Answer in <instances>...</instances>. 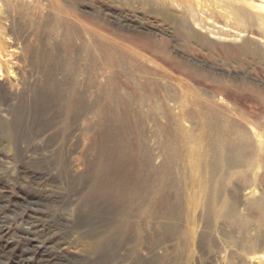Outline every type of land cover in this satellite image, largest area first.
<instances>
[{"label":"rangeland","instance_id":"rangeland-1","mask_svg":"<svg viewBox=\"0 0 264 264\" xmlns=\"http://www.w3.org/2000/svg\"><path fill=\"white\" fill-rule=\"evenodd\" d=\"M0 48V264H264V0H0Z\"/></svg>","mask_w":264,"mask_h":264},{"label":"bare ground","instance_id":"bare-ground-1","mask_svg":"<svg viewBox=\"0 0 264 264\" xmlns=\"http://www.w3.org/2000/svg\"><path fill=\"white\" fill-rule=\"evenodd\" d=\"M261 9H263V8H261ZM244 15H242V17H243ZM244 19H246L247 20V18L245 17ZM183 28L184 29H182V30H186V28L183 26ZM0 50H2L1 48H0ZM2 58H5V54H3V57ZM47 62H48V64L49 65H51L52 63H53V61H50V59H48L47 60ZM0 71H1V65H0ZM49 79H47V81H45V83H43L42 84V86H41V88H40V93H38L37 95H36V97H35V100H36V102H37V106L36 107H38V109H39V107H41L43 104H44V102H51L50 100H56V99H58L59 97H57V93L55 94V95H53V93H54V87H53V85H52V79H51V76L50 77H48ZM48 95L49 96H52V97H50V98H48ZM46 96V97H45ZM63 96V95H62ZM63 98V97H62ZM69 106H71V103H69ZM194 170V169H193ZM193 172V171H192ZM133 196H135V193H133V191L130 193V195H121V196H113V198H111V199H109V200H111V202H113V204L115 205V209H116V211H117V213H118V211H119V213H120V220H119V222H118V225L120 226V227H123V221H121L122 220V218H124V217H126V218H128V213H129V211H124L123 210V207H127V203H128V200L129 199H131V201H132V199H134L133 198ZM125 204H126V206H125ZM132 207V206H131ZM131 219V218H130ZM116 229H118V226H116L115 227ZM254 241V240H253ZM247 243V242H246ZM248 244V243H247ZM250 244V243H249ZM248 244V247H250V246H252V245H249ZM251 244H252V242H251ZM243 248V247H242ZM247 248V247H246ZM252 248H253V246H252ZM250 249V248H249ZM243 250H244V248H243ZM254 250V249H253ZM247 251H248V249H247ZM256 251V250H255ZM244 252H245V250H244ZM253 252V251H252ZM249 253V252H248ZM249 257V256H248ZM250 258V257H249ZM261 258V257H260ZM257 261H259V260H257ZM261 262V261H260Z\"/></svg>","mask_w":264,"mask_h":264}]
</instances>
